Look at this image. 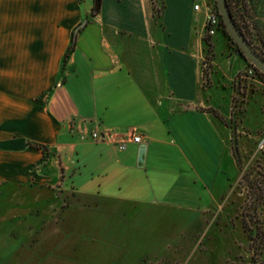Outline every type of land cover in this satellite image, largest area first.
Masks as SVG:
<instances>
[{
    "label": "crops",
    "instance_id": "obj_1",
    "mask_svg": "<svg viewBox=\"0 0 264 264\" xmlns=\"http://www.w3.org/2000/svg\"><path fill=\"white\" fill-rule=\"evenodd\" d=\"M196 2L204 0H158L155 14L147 0H99L97 11L94 0H0V239L10 232L17 242L1 247L3 264L32 256L42 241L67 255L70 210L79 209L63 204L67 193L120 208L125 241L146 236L152 219L187 216L196 241L205 226L196 264H248L243 221L229 232L232 204L222 212L240 172V132L229 126L239 94L234 84L220 91L246 62L215 61L202 86ZM93 129L127 140L125 149L87 140Z\"/></svg>",
    "mask_w": 264,
    "mask_h": 264
},
{
    "label": "rangeland",
    "instance_id": "obj_2",
    "mask_svg": "<svg viewBox=\"0 0 264 264\" xmlns=\"http://www.w3.org/2000/svg\"><path fill=\"white\" fill-rule=\"evenodd\" d=\"M204 1L215 4V0ZM230 3L249 43L264 59V0H230ZM147 4L150 11L155 9V5L159 6L158 0H147ZM217 36L218 45L217 38L204 37V31L201 34L199 52L208 63L209 70L205 71L208 75L217 72L213 64L215 61L226 60L231 55L245 60L237 53L225 29L218 32ZM245 62L246 65L234 76L228 90L224 86L220 88L221 92L226 93L237 85L235 89L239 95L231 99L232 115L237 117L231 118L229 126L233 131L239 129L240 132L233 137L239 177L230 190V197L227 198L222 212L225 216V211L228 212L226 207L232 204L233 209L229 210L231 214L226 215V224L231 225L229 232H235V220L243 221L247 242L244 246L240 244V256L248 264H264V154L257 150L258 143L264 139V78L248 61ZM251 68L255 70V74L249 75ZM221 72L225 74L226 70L221 68ZM228 101L215 97L214 104L227 107ZM238 119L241 123L237 124ZM61 200L63 204L72 206L78 203L79 206V209L70 210L67 255L56 257L52 251H45L44 247L52 242L42 241L37 243L38 252L31 251L32 256L25 253L15 264H196V250L199 254L205 247L206 240L200 236L205 226L197 227L196 241V231L190 229L188 221L185 220L187 216L182 217L183 220L178 223L165 218L166 223L162 225L154 224L152 219L147 225L149 233L146 236L137 235L136 231L130 237L131 240L125 241V221L119 219L115 225L117 218L113 212L120 211V208L105 204L100 209L88 200L77 202L71 193L63 194ZM13 241L10 232L1 235L0 264L4 263L9 252L1 250V247H15L17 242ZM221 251V248L217 249L219 254ZM228 251L229 248L226 247L223 252L228 254ZM242 251H245L246 256ZM47 252L51 254L47 255Z\"/></svg>",
    "mask_w": 264,
    "mask_h": 264
},
{
    "label": "built area",
    "instance_id": "obj_3",
    "mask_svg": "<svg viewBox=\"0 0 264 264\" xmlns=\"http://www.w3.org/2000/svg\"><path fill=\"white\" fill-rule=\"evenodd\" d=\"M154 12L157 14L159 12V6L155 5ZM195 12H202L204 16V37L213 38L221 28V18L215 8V4H208L207 2H196L193 6ZM199 61V78L202 86L207 83L209 75L208 73V63L201 55V52L197 55ZM206 71V72H205ZM255 74V70L251 68L248 72L249 75ZM87 140H90L94 143H104L113 145L117 150L123 151L126 146L127 140L119 139L117 136L110 134L107 131H98L93 129L86 136ZM129 141L133 144H141L142 140L140 136L131 135ZM257 150L264 154V139L258 143Z\"/></svg>",
    "mask_w": 264,
    "mask_h": 264
},
{
    "label": "water",
    "instance_id": "obj_4",
    "mask_svg": "<svg viewBox=\"0 0 264 264\" xmlns=\"http://www.w3.org/2000/svg\"><path fill=\"white\" fill-rule=\"evenodd\" d=\"M94 1H95L94 9L95 11H97L99 8V0H94ZM215 6L221 18L224 29L226 30L228 36L233 41V43L240 50L244 59L248 61L254 69H256L259 73H261L264 76V59L247 42L243 34L236 26L232 18L227 0H215ZM83 26L84 24H81L75 29V31L73 32L74 39L79 29L82 28Z\"/></svg>",
    "mask_w": 264,
    "mask_h": 264
},
{
    "label": "trees",
    "instance_id": "obj_5",
    "mask_svg": "<svg viewBox=\"0 0 264 264\" xmlns=\"http://www.w3.org/2000/svg\"><path fill=\"white\" fill-rule=\"evenodd\" d=\"M227 3H228V6H229V9H230V12H231V15H232V17H233V19H234V21H235V23H236V25H237V27H239L240 28V24H239V22H238V19H237V16H236V12L233 10V8H232V4L230 3V0H227ZM215 8H216V6H215ZM80 30V29H79ZM223 30H224V26H223V24H222V21H221V28H220V30H219V32H223ZM229 37V36H228ZM229 39H230V37H229ZM74 35H73V37H72V42L74 43ZM231 40V39H230ZM232 41V40H231ZM233 42V41H232ZM234 44V43H233ZM235 45V44H234ZM235 48H236V51H237V53L241 56V57H243L242 56V53L240 52V50L237 48V46L235 45ZM244 58V57H243ZM261 74V73H260ZM261 76L264 78V76L261 74ZM36 148H38V149H43L44 150V148L43 147H41V146H35Z\"/></svg>",
    "mask_w": 264,
    "mask_h": 264
},
{
    "label": "flooded vegetation",
    "instance_id": "obj_6",
    "mask_svg": "<svg viewBox=\"0 0 264 264\" xmlns=\"http://www.w3.org/2000/svg\"><path fill=\"white\" fill-rule=\"evenodd\" d=\"M233 18V17H232ZM234 20V19H233ZM235 22V21H234ZM236 24V23H235ZM237 26V25H236ZM238 29L240 30V32L243 34L244 38L247 40V42L249 43L248 39L246 38L245 34H244V30L240 27H238ZM250 44V43H249ZM251 45V44H250ZM252 46V45H251ZM254 49V48H253Z\"/></svg>",
    "mask_w": 264,
    "mask_h": 264
}]
</instances>
